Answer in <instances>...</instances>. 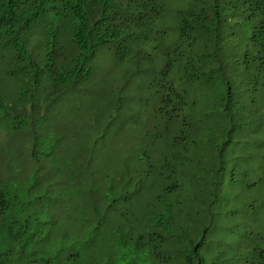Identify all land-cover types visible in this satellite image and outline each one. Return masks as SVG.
I'll use <instances>...</instances> for the list:
<instances>
[{"label":"rangeland","instance_id":"obj_1","mask_svg":"<svg viewBox=\"0 0 264 264\" xmlns=\"http://www.w3.org/2000/svg\"><path fill=\"white\" fill-rule=\"evenodd\" d=\"M178 1L166 0L155 28L168 27ZM69 11L66 0H44L43 8L21 34L30 56L25 59L16 60L8 46L11 40L0 34V103L22 95L29 103L43 104L29 117L3 115L0 105V184L15 192L14 210L22 214L24 202L20 200L28 199L27 192L52 186L59 199H41L33 206L43 205L44 212L55 214L70 232L97 210L110 219L117 202L115 192L104 191L109 197L98 202L80 199L82 186L75 184L73 175L82 171L81 183L95 182L100 189L104 179L98 177V168L118 166L121 156L131 154L145 135L157 134V99L176 82L183 95L178 116L191 117L187 127L190 151L176 190L167 189L169 199L179 204L185 201L182 210L201 219V226L208 225L209 239L231 237L239 242L254 240L256 233L264 243V77L257 78L255 93L250 94L256 97L254 105L246 97L247 90H242L248 75L240 76L230 57L218 51L211 62L222 63L220 70L190 86L182 80L181 69L159 72L163 60L158 45L144 46L140 35L130 38L124 50L107 41L78 59L68 35ZM120 43L126 46L127 39ZM76 62L87 70L76 82L51 91L49 76ZM24 68L28 75L21 71ZM225 80L238 101L234 109L220 115L215 96L224 93ZM25 117L27 121L18 124L16 119ZM111 151L116 152V164ZM133 176L132 195L118 201L117 207L120 211L133 208L136 216L144 217L149 191L139 188L144 183L141 172ZM55 178L62 183L54 185ZM26 181L35 187L27 188ZM83 202L87 215L79 210Z\"/></svg>","mask_w":264,"mask_h":264},{"label":"trees","instance_id":"obj_2","mask_svg":"<svg viewBox=\"0 0 264 264\" xmlns=\"http://www.w3.org/2000/svg\"><path fill=\"white\" fill-rule=\"evenodd\" d=\"M66 1L70 9L68 35L76 57L80 58L81 53L83 56L92 54L97 45L107 41L124 50L130 39V24L144 26L141 37L144 46L158 45L165 67L181 69L182 80L192 86L194 75V82H202L198 71L193 70L196 65L200 63L202 69L208 70L215 58L209 57L205 62L196 52L189 53L190 45L196 39L211 38L209 43L213 50L219 49L221 55L229 56L239 67L236 71L240 76L248 75V83L242 90H247V99L256 105V97L250 94L255 93L257 78L264 77V0H179L177 8L171 12L173 21L159 29L155 28V21L164 14L166 0ZM29 2L41 4L38 0H0V24L2 31L13 33L14 41L9 48L16 60L25 59L26 50L17 40L24 26L16 18L15 9ZM95 5L101 10L105 8L108 14L102 12L96 16ZM91 6L93 10L89 9ZM214 22L221 24L214 26ZM124 37L126 46L115 42ZM82 68L77 63L52 78L49 76L51 91L76 82L87 70ZM21 71L28 75V69ZM178 87V83L173 82L157 99L160 103L154 117L157 134L145 135L131 154L121 156L118 166L98 168V177L104 179L100 189L95 182L81 183L82 171L74 173L73 181L82 186L80 199L98 202L109 197L104 191L115 192L113 199L117 202L110 210L115 211L110 219L99 215L103 213L96 209L94 217H85L74 231L68 232L55 214L44 212L43 205L33 206L41 199H59L54 187L40 192L33 190L34 194L27 192L28 199L20 200L24 202V209L19 214L14 210L15 192L0 184V249H5V255H0V264H264L261 235L253 233L254 240L244 238L239 242L231 237L225 241L209 239L206 237L208 225L201 226V219L192 218L189 211L182 210L181 204L185 201L179 204L169 199L171 193L167 189L172 186L176 190L180 170L189 161L190 151L185 118L178 116L181 106L178 104L183 97ZM236 101L238 98L231 90L225 91L217 101L216 113L230 112ZM33 102L29 103L22 95L14 96L0 103L2 114L25 116L26 110L43 107L41 102ZM17 119L18 124L27 121L26 117ZM111 152L116 164V152ZM140 172L144 186L139 184V188L149 191L144 217L136 216L133 208L120 211L117 207L118 201L132 195L130 179L133 173ZM54 181V185L62 183V179ZM23 184L29 189L35 187L30 181ZM50 190L52 192H47ZM85 202L88 204L87 200ZM104 205H108L107 201ZM79 210L87 215L84 202ZM107 213L110 214L109 210ZM1 224L9 234L3 236ZM31 242L37 243L35 249L31 248ZM11 243L13 247L7 248Z\"/></svg>","mask_w":264,"mask_h":264},{"label":"clouds","instance_id":"obj_3","mask_svg":"<svg viewBox=\"0 0 264 264\" xmlns=\"http://www.w3.org/2000/svg\"><path fill=\"white\" fill-rule=\"evenodd\" d=\"M38 2H41V4H39L40 6L34 4L33 2H29L24 7H16V9H15L16 18H19L21 20L23 26H24L23 29L20 30V32L18 33L17 40L22 42V44L24 46V49L26 50V52H23V53L26 54V57H30V56H29V52L25 48L24 42H23V40L21 38V34L29 26V24L31 23V21L33 20V18L38 14V12L43 8V2H44V0H38ZM165 5H166V3H163V9H162V11H164ZM95 6L97 7V10L95 8L96 16L98 14H101L102 12L103 13H107L105 11V8L103 10H101V8L98 5H95ZM89 9L93 10L94 7L91 6V7H89ZM220 24H221L220 22H214V26H219ZM2 28L3 27H1V24H0V34L6 35L7 36V39L11 40L8 43V46L10 47V45L14 41L13 35H12L13 33H8L7 34L4 30L2 31ZM129 28H131L130 29V38H135L136 39V38H138L139 35L140 36H143L144 35V31H143L144 30V26H138V25L137 26H134L133 24H130V26L128 27V29ZM209 41H212V39L211 38L210 39H206V38L196 39L193 43H191L190 49H189V53L194 54L196 52L195 55L199 56L200 59H204L205 62L208 61L209 57L216 58V55H217V52L219 51V49L218 50L216 49L214 51L213 50V47H211ZM115 42H120V40H115ZM77 63L78 62H76L74 65H76ZM74 65H72V66H74ZM211 65H212V67L210 69L204 70V69L201 68L202 65H200V63H199V65H196L195 69H193L196 73L198 71V75H199V78H200L201 81H207L214 72L220 70V67H221L222 63H220V64L214 63L213 64L211 62ZM72 66H70L69 68H71ZM234 67H235L236 70L239 69V67L237 65H235V63H234ZM168 69H169V67H167V66L165 67V65L162 64V68L159 70V72L161 74H164ZM55 74L56 73H53L51 75V78ZM195 76L196 75H194L192 77V80H193L192 82L193 83H196V82H194ZM227 90L228 91L231 90V85L229 84V82L227 80H225V90H224V92L227 91ZM219 98H220V96H215V99L216 100H218ZM34 110L35 109L31 110L30 112H29V110H26L25 111V116L26 117H29L30 114ZM182 115L185 118V120H184V122H185V126H184L185 132H187V136L189 137L190 132L188 131L187 127H190V125H191V121H190V118L191 117L188 116V114H186V113H183ZM65 229L68 232H70L69 228L65 227ZM1 232H2L3 236L9 234L7 232V230H6L5 225H3V224H1ZM36 245H37V243H33V242L30 243L31 248H33V249H35ZM9 247H13V243H11V244H9L7 246V248H9ZM4 251H5V249H0V255H1V257L5 255ZM6 257H7V254H6Z\"/></svg>","mask_w":264,"mask_h":264}]
</instances>
